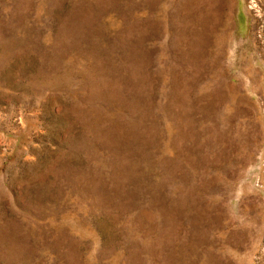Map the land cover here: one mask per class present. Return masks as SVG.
<instances>
[{"label": "rangeland", "instance_id": "rangeland-1", "mask_svg": "<svg viewBox=\"0 0 264 264\" xmlns=\"http://www.w3.org/2000/svg\"><path fill=\"white\" fill-rule=\"evenodd\" d=\"M0 264H264V0H0Z\"/></svg>", "mask_w": 264, "mask_h": 264}]
</instances>
